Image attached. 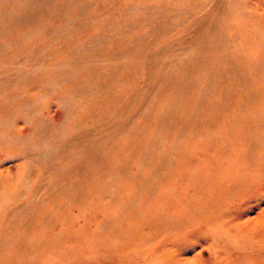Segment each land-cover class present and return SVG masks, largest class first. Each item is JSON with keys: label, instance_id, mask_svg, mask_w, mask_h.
Here are the masks:
<instances>
[{"label": "bare ground", "instance_id": "6f19581e", "mask_svg": "<svg viewBox=\"0 0 264 264\" xmlns=\"http://www.w3.org/2000/svg\"><path fill=\"white\" fill-rule=\"evenodd\" d=\"M52 1H1L12 13L4 17L0 11V153H12L0 162V264H97L107 258L94 255L104 246L103 234L117 238L123 223L136 221L152 235L167 232L155 245L152 238L136 243L138 254L126 261L178 264L180 249L168 243L180 229L190 233L205 224L213 243L222 247L225 238L240 258L264 264V230L258 228L264 195L251 202L264 189V23L248 17L233 22L226 0H155L142 6L152 21L115 16L89 31L86 23L95 18L85 16L88 2L67 1L75 18L65 26L68 16ZM124 18L144 21L147 31L117 43L120 37L105 29L128 31ZM54 22L74 29L55 31ZM174 35L183 38L163 40ZM141 43L150 49L141 50ZM187 43L189 60L177 55ZM158 54L168 59H155ZM166 66L175 68L172 75L158 73ZM131 74L143 76L141 92L134 91ZM149 92L157 93L155 102L138 104L136 96ZM52 105L61 110L58 123L47 114ZM187 144L193 151L174 164L185 168L200 160L204 168L189 177L174 175L194 189L193 198L178 196L184 219L163 212L147 216L159 173L170 171L172 155ZM158 149L164 155L156 156ZM204 153L206 162L199 159ZM8 159L15 182L4 169ZM118 195L126 205L119 216L105 212L103 221H90L87 237L88 210L94 214ZM253 207L259 211L250 217ZM80 220V230H71L70 221Z\"/></svg>", "mask_w": 264, "mask_h": 264}, {"label": "rangeland", "instance_id": "374dc122", "mask_svg": "<svg viewBox=\"0 0 264 264\" xmlns=\"http://www.w3.org/2000/svg\"><path fill=\"white\" fill-rule=\"evenodd\" d=\"M2 0H0V11H4L5 15L4 17H6V15H11L12 11L10 10V7L8 9H2ZM68 0H54L52 1V4L54 3V7L57 9V7H59V9L57 10H64L61 14V16L63 17L64 14H66L68 16V18L66 19L67 22L69 23H65V26L68 24H72L71 20H73L74 17V9L72 10V12L70 11V9L67 7L68 6ZM92 3H91V2ZM97 1V3H96ZM228 1V2H227ZM84 2H88V9L86 11V17H94L95 20L90 22V23H86V19L84 20L83 24L86 23V28L89 29V31L93 30L96 31L97 29L100 30V28H98L99 24H100V19H107V18H115V16H118L119 18H117V20H120V16H126L128 18V14L134 16V17H144V19H147L148 22L154 20V18L152 17H146L148 16V13L146 11H144V8L142 6L145 5H151L152 3L155 2V0H145V2L142 1H133V0H85ZM223 2V0H218L217 1V5L221 4ZM227 4V16L228 18H232V20H234L233 22H235L237 19H241V18H245L248 17L251 20V23L257 25V24H261L264 23V0H226ZM223 4V3H222ZM94 5V6H93ZM224 5V4H223ZM91 7V8H90ZM128 7V8H127ZM132 7V8H131ZM99 8H101L102 10H100ZM89 11V12H88ZM129 13H128V12ZM74 17V18H73ZM99 17V18H98ZM127 18H124L122 21L123 27L125 26L126 29H129L128 31H123V33H120L118 30H116L115 28H108L105 29V31H109V34H117V39L120 37L119 40H117L116 42H120V40H122L123 36L125 37H129V38H134L136 36L135 33H137L138 31H141L142 34H145V32L147 31V26L144 24V21L141 23H137L133 24L131 22L128 21ZM61 22V21H60ZM227 23V19H224L223 21V25L225 26V24ZM251 24V25H252ZM101 25V24H100ZM134 26V27H133ZM63 26L54 22V30L55 31H67V30H72L74 28L72 27H64ZM230 31H225L226 34H228ZM111 35V36H112ZM150 37V38H149ZM171 38H163V40H172V41H179L181 40L183 37L181 35H174V36H170ZM173 37V38H172ZM149 40L152 39V35L148 36ZM177 38V39H176ZM157 39V38H156ZM156 39H155V43H156ZM263 39V38H262ZM30 44H26V46H29ZM190 45H188V43L186 44L185 47H183V49H186V51H182V53H178L177 55L182 57V58H189L190 56V52H188V50L190 49ZM108 47H112V45H108ZM151 47H154V45H151ZM41 49V46H38V50ZM140 49L141 50H149V45L148 43H141L140 45ZM168 49V48H166ZM134 50V48H133ZM161 54H158L157 57H155V59H158L159 61L163 62L165 61V59H168V56H160ZM137 60L140 61L139 58H136ZM189 60V59H188ZM142 67H140V69H143V62L140 61ZM139 64V63H138ZM140 65V64H139ZM175 68H170L169 66H166V68L164 69H157L158 73H162L165 76H170L173 74ZM180 70V67H178L176 69V72ZM181 71V70H180ZM145 75V74H144ZM132 77V81H133V88L134 91H142V88H144V83H143V76H137L136 78L134 77L133 74H131ZM157 97V93L154 92H149L147 95L141 94L140 96H136L135 99H137L138 104H145L146 102H148V100L150 99V102L153 103L155 102V99ZM143 98H146L145 100H143ZM149 103V102H148ZM146 105V104H145ZM56 105H52L51 109L47 112V114H51L52 119L54 120L55 123H58V121L60 120V116H61V110L58 109V107H55ZM148 113L150 112L147 111ZM153 116V114H150L148 116ZM147 118V117H146ZM151 130V133L155 130ZM192 146L187 144L184 148V146L182 147V151H180L177 154H173L172 155V166L169 168L170 171H165L162 170V173H159L160 179H158V182L156 185H154L152 187V193L155 194L156 197V201L153 202L152 204H146V215L149 216V214L151 215L150 212H154L152 215L155 216V214L157 212H163V216L165 217H181L182 219H184L181 216V212L184 209V207H182V205H179L178 200L180 198H178V196H182L183 198L187 197V196H195L192 195L194 193H192L194 191V189L190 188V185L193 186L191 183L187 182H178L176 180V178L174 177L175 174L180 173L181 176L186 177L188 174H190V171L196 173L197 171H202V169L204 167L199 166L201 164H203L202 162L197 161L196 162H192L190 163L189 161L187 162V166L185 168H180L179 166L181 164H174V159L176 160L178 155H179V159H181V157H187L188 155H190V152H192L193 150H191ZM182 152V153H181ZM12 152H1L0 153V162L2 160H4L5 158H7L8 156L11 155ZM15 153V152H14ZM165 152H163L161 149H158L155 153L156 156L160 155H164ZM181 153V154H180ZM202 155V154H201ZM199 155V159L203 158L202 161L207 160V157L209 154L204 153L203 156ZM136 161V160H135ZM201 163V164H200ZM137 165L136 163H133V167ZM208 165V164H207ZM201 167V170L197 169L198 167ZM5 167V168H4ZM4 169L8 168V171H11L13 174H11V180H13V182H15L16 180V168L14 165V162L12 161V159H8V161H6L5 165H4ZM200 172L197 174V176H200ZM187 177V178H188ZM190 182H193L192 180V175L189 178ZM194 184V183H193ZM188 186V188H187ZM262 191L260 192H256L254 194V198L252 199V203H260L262 200L259 199L264 195V189H261ZM4 192V188H0V193ZM145 193H148V191H145ZM163 193H172V196H168V197H162L161 195ZM174 193V194H173ZM151 195V194H150ZM107 198V197H105ZM175 198V203L170 202L172 199ZM198 198L199 195H198ZM149 199H151V196H149ZM113 203L107 204V202H105V204H102V207L100 208V210H98V212L93 214V211L91 212V209L88 210V214H87V224H86V229H85V234L87 235V237L90 238V235L92 234L93 231V227L90 226V221L92 220H96L95 222L99 221H103L102 219L105 216V212H107V214L109 213V215H111L113 218H116L117 216H119L120 214V210L121 208H123L124 206H126L124 204L125 202V198H122V196L118 195L115 196L113 199ZM222 200H225L224 198H222ZM261 200V201H260ZM147 201V198L145 200V202ZM254 203V204H255ZM123 204V205H122ZM246 204H250V203H246ZM253 204V205H254ZM248 205H244L242 207L243 210H247L249 207ZM195 206H197L195 204ZM264 208V207H263ZM50 207H46L45 210H49ZM94 209V208H93ZM144 209V210H145ZM238 210H240L238 208ZM250 211V217L255 216L256 212L259 211L257 210L255 207H253L252 209H249ZM248 211V212H249ZM90 212V213H89ZM74 213V212H72ZM75 214V213H74ZM145 213H144V217H146ZM123 220V219H122ZM144 220V219H143ZM260 226H258V228H263L262 230H264V212H262V217L260 219ZM57 221V220H56ZM58 222V221H57ZM71 224H68L69 226H71V230L73 231H79L80 230V225L83 223L81 220L78 222H73L70 221ZM130 222V221H128ZM182 222V221H181ZM132 224H125L122 225L123 227L121 228V232L119 234V236L117 238H115L114 236H108L103 234L102 237H106L105 241H101L104 242V246L103 248L101 247L100 250H98V252H96L94 254L95 256H101V257H107L106 259H102L101 261H97V264H143L138 261V263L136 261H126L125 258H134L138 252H137V248H138V244H140L141 242L147 241V240H151L150 238H152L153 240L150 241L152 244H157L160 241H164V236L166 235V230L163 231L161 234H159V232H154V234L152 235V233L147 232V230L143 231V222H131ZM142 223V224H141ZM66 225V226H68ZM250 225V222L245 223V232L246 235H250L251 234V230L248 229ZM63 226V229H61V231H65V227ZM115 226V225H114ZM129 228H133V232L135 234L132 233V235H130L131 233H127ZM209 228L206 229V225H200L198 227V229H196L193 232L190 233H186V231H188L187 229H180V231L178 232V238L174 239L173 236L175 235V233L170 230L169 233L171 235V238L174 239L172 242L168 243L169 246H172L173 249L176 247L180 249V254H179V262L178 264H258L262 259L261 258H256V262L258 263H252L253 259H249V258H240L241 254L240 252L237 251L236 247L234 244L230 243V241L225 242V238L221 239L220 243L222 247H219L217 245V243H213L210 237H207L208 235V231ZM151 232V231H150ZM155 234H159L157 236V240L155 242V238L156 235ZM85 235V236H86ZM86 237V238H87ZM145 239V240H144ZM203 239V241L201 240ZM144 240V241H143ZM176 240V241H175ZM120 244L119 248H115V244ZM257 245V244H256ZM160 245H157L156 247H159ZM222 248V249H220ZM221 250V251H220ZM185 251V252H184ZM88 251H86L87 254ZM252 261V262H251ZM145 263V262H144ZM41 264H45V263H41ZM51 264H57V263H51ZM85 264V263H83ZM148 264V263H145ZM151 264V263H150Z\"/></svg>", "mask_w": 264, "mask_h": 264}]
</instances>
